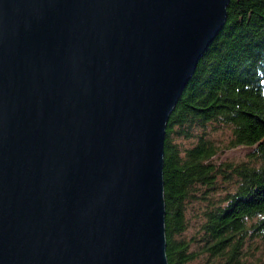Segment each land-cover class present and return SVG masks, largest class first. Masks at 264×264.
I'll list each match as a JSON object with an SVG mask.
<instances>
[{
  "label": "water",
  "instance_id": "95a60500",
  "mask_svg": "<svg viewBox=\"0 0 264 264\" xmlns=\"http://www.w3.org/2000/svg\"><path fill=\"white\" fill-rule=\"evenodd\" d=\"M229 0H0V264H168L166 125Z\"/></svg>",
  "mask_w": 264,
  "mask_h": 264
},
{
  "label": "trees",
  "instance_id": "16d2710c",
  "mask_svg": "<svg viewBox=\"0 0 264 264\" xmlns=\"http://www.w3.org/2000/svg\"><path fill=\"white\" fill-rule=\"evenodd\" d=\"M230 129L219 146L196 128ZM196 138L180 148L174 137ZM255 146L238 162L214 161L222 148ZM235 187L203 211L199 252L214 264H264L248 259L249 239L264 238V0H229L227 18L183 89L166 125L164 199L168 264H189L198 252L187 229V204L218 180Z\"/></svg>",
  "mask_w": 264,
  "mask_h": 264
},
{
  "label": "rangeland",
  "instance_id": "374dc122",
  "mask_svg": "<svg viewBox=\"0 0 264 264\" xmlns=\"http://www.w3.org/2000/svg\"><path fill=\"white\" fill-rule=\"evenodd\" d=\"M197 135L203 134L219 146L227 144L231 137V132L228 127L219 126L217 124L209 123L205 128L194 129ZM196 138H183L174 137L173 141L176 142L180 148L191 146ZM255 146L238 145L232 148H222L213 157L214 161H232L238 162L245 160L246 155L254 149ZM235 185L219 178L217 187L211 191L201 190L196 198L188 202L186 210L187 229L182 233L181 237L190 240L191 249L198 252L197 257L189 264H214L213 259L206 253L199 252L200 245V226L203 220V211L210 201L219 200L228 191H231ZM244 251L251 261H259L264 257V238L249 239L245 246Z\"/></svg>",
  "mask_w": 264,
  "mask_h": 264
}]
</instances>
